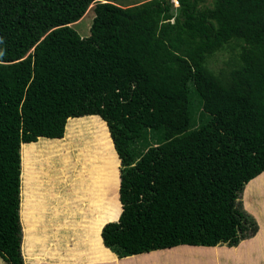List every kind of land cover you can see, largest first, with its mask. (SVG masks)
I'll use <instances>...</instances> for the list:
<instances>
[{"label":"trees","instance_id":"trees-1","mask_svg":"<svg viewBox=\"0 0 264 264\" xmlns=\"http://www.w3.org/2000/svg\"><path fill=\"white\" fill-rule=\"evenodd\" d=\"M177 1L0 0V256L8 264H23L19 217L26 252L24 145L62 139L70 119L108 126L122 212L99 235L125 264L180 244L234 246L256 232L238 197L264 172V0ZM92 2L81 37L68 24ZM232 40L239 63L218 76L206 58Z\"/></svg>","mask_w":264,"mask_h":264},{"label":"rangeland","instance_id":"rangeland-1","mask_svg":"<svg viewBox=\"0 0 264 264\" xmlns=\"http://www.w3.org/2000/svg\"><path fill=\"white\" fill-rule=\"evenodd\" d=\"M145 1L114 0L121 6ZM210 3L207 0L206 4ZM94 7L92 2L85 16L77 24H71L81 37L90 34ZM240 51L239 42L232 40L223 49L208 55L205 66L218 76H228L231 68L239 63ZM66 127L62 139L40 138L38 142L24 145V195L21 180L19 193L20 202L25 198L26 204L23 211L26 252L19 217L23 264H115L105 260L118 256L101 243L99 233L104 223L116 219L121 212L120 158L106 122L100 117L70 119ZM238 200L257 224L256 232L251 235L254 236L259 223L264 225V172L246 185ZM248 209L261 210L257 213L259 220ZM169 248L154 250V253L160 257H188L182 264H206L190 259L200 256L190 248H182L183 253ZM0 264L8 263L0 256Z\"/></svg>","mask_w":264,"mask_h":264},{"label":"crops","instance_id":"crops-1","mask_svg":"<svg viewBox=\"0 0 264 264\" xmlns=\"http://www.w3.org/2000/svg\"><path fill=\"white\" fill-rule=\"evenodd\" d=\"M255 178L256 177H254V179ZM244 209H246L245 206ZM257 210L258 211L254 212V210L248 209V211L255 215L259 220L257 213H261V210ZM181 248H190L192 252L200 255L199 257H190V259L194 261L204 262L206 264H264V225L262 223H259V229L254 236L242 239L240 240V242H238V244L234 246H228L226 244H217L214 246L181 244L170 247L168 250H176L180 253H183L181 251L184 250H182ZM150 252H153V254H155L154 252L156 251L153 250ZM141 254H147V252L140 253V255ZM134 255L137 256L135 258H142L139 257L140 255L138 254ZM70 258L76 257H69V259ZM125 258L128 257H107L105 260H119L122 262V264H125V262L122 261ZM146 258L148 259L144 261ZM146 258H143L142 263H137L136 261H134L132 264H158L159 262H174L175 264H182L183 262H186V259H188V257L182 256Z\"/></svg>","mask_w":264,"mask_h":264},{"label":"water","instance_id":"water-1","mask_svg":"<svg viewBox=\"0 0 264 264\" xmlns=\"http://www.w3.org/2000/svg\"><path fill=\"white\" fill-rule=\"evenodd\" d=\"M69 26H71V23L70 24H68ZM65 130H66V126H65ZM112 143H113V141H112ZM119 181H120V178H119ZM118 194H119V188H118ZM119 201H120V199H119ZM121 204V203H120ZM121 212H122V205H121ZM121 212H120V214H121ZM119 217H120V215H118V217L115 219V220H110V221H108V222H106L105 224H107V223H109V222H114V221H118L119 220ZM104 224V225H105ZM104 225H103V227H104ZM102 227V228H103ZM102 230V229H101ZM104 244V243H103Z\"/></svg>","mask_w":264,"mask_h":264},{"label":"clouds","instance_id":"clouds-1","mask_svg":"<svg viewBox=\"0 0 264 264\" xmlns=\"http://www.w3.org/2000/svg\"><path fill=\"white\" fill-rule=\"evenodd\" d=\"M72 27V26H71ZM101 118V117H100ZM68 120V119H67ZM67 123V122H66ZM107 125V124H106ZM66 126V125H65ZM108 127V126H107ZM108 131H109V129H108ZM110 133V132H109ZM111 140H112V138H111ZM113 141V140H112ZM114 145V144H113ZM120 175V174H119ZM120 178V177H119ZM249 182V181H248ZM119 186H120V181H119Z\"/></svg>","mask_w":264,"mask_h":264},{"label":"built area","instance_id":"built-area-1","mask_svg":"<svg viewBox=\"0 0 264 264\" xmlns=\"http://www.w3.org/2000/svg\"><path fill=\"white\" fill-rule=\"evenodd\" d=\"M173 1H174V3L178 4V3H177V2H178L177 0H173Z\"/></svg>","mask_w":264,"mask_h":264},{"label":"bare ground","instance_id":"bare-ground-1","mask_svg":"<svg viewBox=\"0 0 264 264\" xmlns=\"http://www.w3.org/2000/svg\"><path fill=\"white\" fill-rule=\"evenodd\" d=\"M90 7H91V6H90ZM90 7H89V9H90ZM89 9H88V11H89ZM88 11H87V12H88ZM77 23H78V22H77ZM77 23H75V24H77Z\"/></svg>","mask_w":264,"mask_h":264}]
</instances>
